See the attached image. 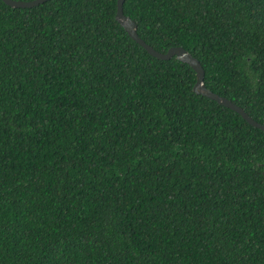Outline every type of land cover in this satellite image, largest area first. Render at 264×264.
I'll use <instances>...</instances> for the list:
<instances>
[{
    "label": "trees",
    "instance_id": "trees-1",
    "mask_svg": "<svg viewBox=\"0 0 264 264\" xmlns=\"http://www.w3.org/2000/svg\"><path fill=\"white\" fill-rule=\"evenodd\" d=\"M116 8L0 0V264H264V132ZM123 12L264 124V0Z\"/></svg>",
    "mask_w": 264,
    "mask_h": 264
},
{
    "label": "water",
    "instance_id": "water-1",
    "mask_svg": "<svg viewBox=\"0 0 264 264\" xmlns=\"http://www.w3.org/2000/svg\"><path fill=\"white\" fill-rule=\"evenodd\" d=\"M7 5L13 8H31L39 4L44 3L48 0H2ZM124 0H117V8L115 19L116 21L125 29L131 39L136 41L140 46H142L150 55L160 60H169L171 57L175 56L176 59L187 63L196 74V81L193 85V91L197 94L206 96L209 99L216 101L219 105L227 107L236 113H238L248 124L260 129L264 132V124L256 121L252 118L242 107L234 103L229 98L219 95L209 89L204 83V69L199 62V60L194 57L188 50L182 46H173L167 49L166 52H160L153 48L151 45L146 43L137 33V24L129 16L125 15L123 12ZM264 176V169L262 171Z\"/></svg>",
    "mask_w": 264,
    "mask_h": 264
}]
</instances>
